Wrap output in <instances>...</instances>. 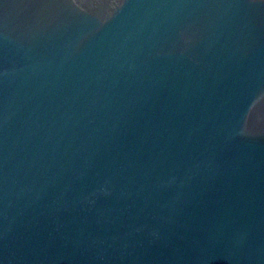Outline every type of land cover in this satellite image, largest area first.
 <instances>
[{"label":"water","instance_id":"95a60500","mask_svg":"<svg viewBox=\"0 0 264 264\" xmlns=\"http://www.w3.org/2000/svg\"><path fill=\"white\" fill-rule=\"evenodd\" d=\"M0 264H264V0H0Z\"/></svg>","mask_w":264,"mask_h":264}]
</instances>
